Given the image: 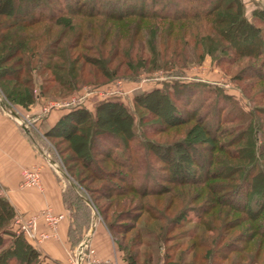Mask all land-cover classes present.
I'll return each mask as SVG.
<instances>
[{
	"label": "trees",
	"instance_id": "obj_1",
	"mask_svg": "<svg viewBox=\"0 0 264 264\" xmlns=\"http://www.w3.org/2000/svg\"><path fill=\"white\" fill-rule=\"evenodd\" d=\"M207 57L228 66L249 111L217 85L175 79ZM158 72L172 76L134 94L132 111L120 100L76 107L46 137L71 154L79 186L100 182L106 206L90 200L121 236L123 264H138L144 244L164 264H264V9L248 15L244 0H0L6 109L29 110L52 83L72 94ZM13 217L0 196V264H38ZM194 218L201 233L188 228ZM141 221L159 224L153 241ZM4 235L14 240L7 248Z\"/></svg>",
	"mask_w": 264,
	"mask_h": 264
},
{
	"label": "crops",
	"instance_id": "obj_2",
	"mask_svg": "<svg viewBox=\"0 0 264 264\" xmlns=\"http://www.w3.org/2000/svg\"><path fill=\"white\" fill-rule=\"evenodd\" d=\"M17 110L24 113L21 115L22 118L28 119L27 125L22 123L24 120L19 121L16 115L13 117L8 112L0 95V196L10 203L16 214L33 216L51 207L55 214L64 215L65 218L60 223L56 236L45 240L39 246L33 245L47 261L69 264L73 243L80 239L76 246L80 245L81 239L86 237L87 228H83L80 233L76 228V218L66 201L65 180L43 145L45 142L48 143L46 133L55 128L62 116L70 110L54 109L49 115L44 116L40 103L29 110L21 108ZM28 125L30 127H27ZM33 167L41 169V187L21 188L23 171ZM39 227L40 232H49L42 220ZM89 236L91 235L88 234L86 238L93 241L95 257L99 261L96 264L122 262V254L104 226L96 227L92 237Z\"/></svg>",
	"mask_w": 264,
	"mask_h": 264
},
{
	"label": "rangeland",
	"instance_id": "obj_3",
	"mask_svg": "<svg viewBox=\"0 0 264 264\" xmlns=\"http://www.w3.org/2000/svg\"><path fill=\"white\" fill-rule=\"evenodd\" d=\"M246 4V9H247V14L251 15L252 11L255 9H264V0H244ZM177 75L175 76V79H179L182 81H187V82H204V83H210L211 85H217L219 88L223 89L226 94L232 96L236 101H237V106L240 107V110L242 111L243 109L245 111H249L250 108L253 106L246 98H244L240 90L237 86V83H234L231 80L232 77V72L228 69L227 65H218V63L213 60L210 57H207L204 62L197 66H192L185 71L179 72L178 74H173ZM172 76V75H171ZM171 76H168L165 72H158L150 75H143L141 79L137 82L134 81H129V80H123L119 79L110 85L106 86H93V85H85L80 88L79 91L74 92L72 94L68 93H59L58 88L55 86L54 83H52L50 86L45 85V87H51V89L47 92V97L48 99L41 100L40 104L43 106V112L44 113V108L54 105V104H59L60 107L58 108H53L54 109H69L73 110L76 107H83L89 110H92L94 108L95 103L99 101H104V100H120L122 101L131 111L133 110V102L132 98L134 94L137 92L141 91H151L154 88H161L163 83L168 81ZM180 76V77H178ZM41 78V77H40ZM41 79H38L37 81L41 83ZM50 80H48L47 83H49ZM122 82L121 85H117L116 83ZM108 91H112V94H107ZM262 98V99H261ZM258 98L257 102L260 101V105H264V97ZM73 100L77 101H82L81 104H75L74 106L70 107H65L64 105L66 103H70ZM77 103V102H76ZM255 104V103H254ZM234 109V107H233ZM10 114L14 117L19 119V121H22V123L27 125V118H22L21 114H24L21 110L17 109H7ZM52 110L49 113H44L45 115H49ZM235 110V109H234ZM237 112V110H235ZM239 114V112H237ZM43 116V115H42ZM40 118V117H38ZM27 127H30L29 125ZM55 142L50 138L48 139V143H44V149L47 150L49 155L52 156V160L57 164L56 167L61 171V176L65 180L66 183V201L68 202L69 206L71 207L72 213L74 214L76 221V228L80 231L87 228V235H91L89 237H92L94 234V230L96 227L104 226L105 230L107 231V234L111 238L112 242L116 246V244L121 243V236L117 235L116 233L111 234L109 230L106 228V225L103 221V217L98 213V211L95 209L94 205L92 204L90 198H92L94 201H96L98 207L102 209V207L106 206L107 201L98 199L99 194L98 190H96L97 187H99L100 182H97L96 184H91L89 182L79 184L76 181H79L78 178L72 177L69 175L70 173V165L71 163H67L66 158L70 157L69 154H65L62 150V148H58V150L61 152L59 155L58 151L54 147ZM73 167H77V163L73 164ZM79 167V165H78ZM69 171V172H68ZM89 192V193H88ZM98 200V201H97ZM194 205H200L198 203ZM15 213V212H14ZM196 213H191L190 216L193 217L195 216ZM104 216V215H103ZM112 217V214H111ZM145 222V223H144ZM140 223V226H146L148 230L153 234L151 235L152 237L150 239H146L147 241H153L154 235L158 233L159 229V224L156 222H148L144 221ZM189 229L192 230L194 233H201L203 230L201 227L197 226V219L194 218L193 222L188 226ZM91 230V231H90ZM89 232V233H88ZM16 236H20L15 234ZM5 247L7 248L10 246L14 240L11 237L5 236ZM81 239V243L85 241ZM80 239L76 240L73 244L72 247V252L71 255L75 256V249H76V244ZM90 247L94 249L93 246V241L90 239ZM182 246L181 250L185 251L188 248V242L187 240H182ZM80 243V244H81ZM80 246V245H79ZM78 246V247H79ZM125 246V244H124ZM77 247V249H78ZM5 249V248H4ZM38 250V248H36ZM138 250L140 251V258H137L138 264H147L144 260V256L152 255L153 256V261L152 264H164L163 262L159 263L158 260V252H157V246L156 245H151L147 246L146 244L139 246ZM2 249L0 250L1 254ZM137 253V252H135ZM178 257V253L176 254V258ZM85 257L83 264H90V261H86ZM186 260L189 262L190 261V255H186ZM12 263V262H11ZM12 264H17V263H12ZM38 264H54L50 261L46 260V257L40 254V258L38 259ZM69 264H73L70 262Z\"/></svg>",
	"mask_w": 264,
	"mask_h": 264
},
{
	"label": "built area",
	"instance_id": "obj_4",
	"mask_svg": "<svg viewBox=\"0 0 264 264\" xmlns=\"http://www.w3.org/2000/svg\"><path fill=\"white\" fill-rule=\"evenodd\" d=\"M118 86L122 82L116 83ZM112 91H108L107 94H112ZM77 102V103H76ZM82 101L73 100L70 103H66L65 107L74 106L75 104H81ZM60 107L59 104H54L44 108V113H49L53 108ZM41 187V169L40 167H33L25 169L22 173L21 188L32 189ZM64 215H57L53 212L51 207H47L40 211L39 214L33 216H26L22 214H14L13 217V231L17 235L26 237L32 244L39 246L45 240L50 239L57 234L60 223L64 220ZM42 220L48 227L49 232L39 231V222ZM89 238L83 241L75 252V256L70 255L69 263L83 264L86 261H90L92 264L99 263L95 257V251L90 247ZM113 264H123L122 262L115 261Z\"/></svg>",
	"mask_w": 264,
	"mask_h": 264
}]
</instances>
